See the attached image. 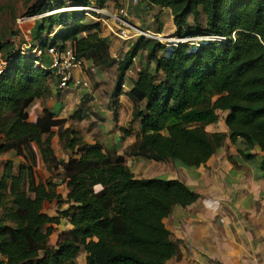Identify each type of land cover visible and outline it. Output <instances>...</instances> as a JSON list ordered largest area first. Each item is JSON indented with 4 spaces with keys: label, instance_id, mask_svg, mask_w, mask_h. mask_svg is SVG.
Instances as JSON below:
<instances>
[{
    "label": "trees",
    "instance_id": "trees-1",
    "mask_svg": "<svg viewBox=\"0 0 264 264\" xmlns=\"http://www.w3.org/2000/svg\"><path fill=\"white\" fill-rule=\"evenodd\" d=\"M143 1L170 9L177 37L226 39L192 44L139 36L119 60L100 21H88L83 10H64L105 8L108 0H28L30 15L58 10L34 24L35 43L45 49L70 42L78 58L100 69L117 64L111 107L125 94L133 109L130 126L119 127L122 138L133 134L136 122L139 131L124 154L100 140L87 141L79 122L91 117L90 97L68 117L44 107L30 120V106L51 94L56 78L36 65L34 54L15 52L7 42L0 154L13 151L22 160H0V264H79L83 250L86 264H170L177 247L164 219L176 206L194 203L199 193L178 178L137 177L127 156L197 168L229 137L246 159L261 147L264 176V0ZM163 30L160 22L155 31ZM140 55L147 64L125 91ZM218 110L228 112L226 131L209 130L220 119ZM54 135L66 158L57 156ZM41 159L50 173L45 179L38 172ZM62 184L66 194L59 191ZM53 205L56 215L45 211ZM63 219L67 226L59 230Z\"/></svg>",
    "mask_w": 264,
    "mask_h": 264
},
{
    "label": "crops",
    "instance_id": "crops-1",
    "mask_svg": "<svg viewBox=\"0 0 264 264\" xmlns=\"http://www.w3.org/2000/svg\"><path fill=\"white\" fill-rule=\"evenodd\" d=\"M118 1L121 4H128V0H108L106 7L117 4ZM161 9L164 10L162 13L170 11L168 8ZM140 16L141 14L137 18ZM167 25L164 23L163 33L166 32ZM168 29L171 37L175 35L176 26L171 11ZM104 31L108 33L105 37L110 42L111 52L118 59L117 52L111 44L113 40L109 38L111 34L102 25V32ZM138 57L146 58L145 55ZM142 67L138 69V72ZM111 68L105 70L109 71ZM99 70L97 66V72ZM75 73L82 79L88 78L86 72L77 70ZM136 77L137 75L132 76V74L128 76L124 86L125 91L131 87L130 78ZM103 87L107 89V86L102 83L91 98V117L79 122V125L87 133V141L100 140L108 148L116 149L119 154H124L126 148L135 141L139 123L134 124L132 135L122 138L119 127H129L132 102L125 94H122L119 104L111 107L112 93L106 95ZM80 89L81 87L76 88L73 84L61 89L67 93H74L72 100H69L68 95H55L52 92L45 98L36 99L35 106L32 111L30 110V120L36 119L44 107L56 112L60 118L68 117L82 103L85 92L81 94ZM115 110L118 113L117 119ZM218 113L220 119L208 126L210 131H216V127L226 131L224 116L228 112L218 110ZM52 143L57 156L66 158L60 149L58 135L53 136ZM12 154L18 158L16 162L22 160L13 151L4 153V155ZM255 154L253 158L246 159L235 149V146L230 149V152L222 147L206 163L197 168H189L175 161L164 162L136 156L126 157V164L137 177L178 178L199 193V198L194 203L186 207L176 206L164 219L177 247L176 254L168 261L170 264H264V176L260 168L262 151ZM0 156L2 157L3 154ZM38 172L43 179L50 176L42 159ZM59 191L66 194V185H60ZM51 243L55 245L57 240ZM81 255H83V262L78 261V263L86 264V252L83 250L79 257Z\"/></svg>",
    "mask_w": 264,
    "mask_h": 264
},
{
    "label": "built area",
    "instance_id": "built-area-1",
    "mask_svg": "<svg viewBox=\"0 0 264 264\" xmlns=\"http://www.w3.org/2000/svg\"><path fill=\"white\" fill-rule=\"evenodd\" d=\"M140 0H128V4L119 8L117 11L109 12L106 7L101 8L98 6H79L73 7L74 10H83L85 14H94L97 21H103V25L109 30L111 34H115L121 39L138 38L139 36H145L151 39H157L162 41V34L151 29H144L130 20V12L132 8H136L139 5ZM70 9V8H69ZM72 9V8H71ZM58 11V10H55ZM51 12L33 15H24L17 21V25L14 31L9 36V43L12 45V50L20 52L21 54H34L36 57V65L49 69L52 75L58 80L59 89L68 88L73 84L76 88L89 86L87 78H80L76 76V71L86 72V70L92 73L97 72V66L89 60L78 58L74 46L68 42L64 47L50 46L42 48L39 43H35L32 38V31L26 30L27 24L41 19L45 15ZM224 36L218 35H206L196 36L188 38H167L165 40L169 42H186L189 41L192 44H199L202 40H225ZM46 60V61H45ZM9 63L8 60L0 52V75L3 73L5 67Z\"/></svg>",
    "mask_w": 264,
    "mask_h": 264
},
{
    "label": "rangeland",
    "instance_id": "rangeland-1",
    "mask_svg": "<svg viewBox=\"0 0 264 264\" xmlns=\"http://www.w3.org/2000/svg\"><path fill=\"white\" fill-rule=\"evenodd\" d=\"M127 4H121L120 1H118L117 4H110V6H107L106 9L109 12L112 11H117L119 8L126 6ZM28 0H1L0 1V52L4 56V54L9 51V47L7 46V42H9V36L10 34L14 31L17 21L20 17L24 15H28ZM70 8V9H69ZM72 6H69L65 8L64 10H74L71 9ZM164 10H162L159 7H151L146 1L140 0L139 5L136 8L132 9V14L130 17V20L132 23L144 28L148 29L150 28L152 31L158 30V25L160 22L167 23V28L166 32L163 33L161 32L162 35H170V31L168 29V26L170 24V11L167 10V13H162ZM57 12V11H53ZM140 18H137L138 15H140ZM88 16V21L96 20L94 17V14H85ZM94 16V17H91ZM40 19H37L35 21H32L31 23L27 24L26 30L30 29L31 31L33 30V26L36 22H38ZM102 25L104 24L103 21H100ZM104 26V25H103ZM105 27V26H104ZM106 28V27H105ZM107 29V28H106ZM108 30V29H107ZM109 32V30H108ZM104 36H107L108 33L107 31L102 32ZM109 34H111L109 32ZM113 35V36H112ZM196 37V36H195ZM109 38H111L113 41L111 42L113 48L117 52V57L118 59H122L124 56L125 52L128 50L130 47L131 43L134 42L137 38H132L128 40H123L116 36L115 34L109 35ZM169 38H177L176 35H172V37ZM180 38V37H178ZM163 43H169V41L165 40V38L162 39ZM203 41V40H202ZM199 41V42H202ZM116 47V48H115ZM146 64L145 58L144 57H137L134 61V65L132 69L128 72V76L137 75L138 69L142 67L143 65ZM86 75H87V80L89 81V87H82L80 89V93L83 94V100L85 98H92L93 94L97 91V88L100 87V85L103 83L104 85L107 86V89L103 87V90L106 95L112 93L116 82H117V76H118V70H117V65L115 64L111 70L106 71L105 69H100L97 73H92L91 71L86 70ZM103 78V80H101ZM88 88V89H86ZM51 90L53 94H63L68 95L69 100H72L74 98V93H67L65 90H61L58 87V80L56 79L55 81L51 82ZM36 102V101H34ZM32 103V106L30 107V110L32 111L33 107L35 106V103ZM225 118V116H224ZM127 120V119H126ZM127 123V122H126ZM130 121H128V126H130ZM88 125V123L85 125V127ZM80 126V125H79ZM81 127V126H80ZM82 128V127H81ZM216 131H225L221 127H216ZM210 130V129H209ZM227 130V127H226ZM87 135V133H85ZM60 146V144H59ZM58 146V147H59ZM235 146V149L237 150L236 145H234L229 137L226 139L225 145L223 146L227 151L230 152V149ZM61 149V147H60ZM63 152V151H62ZM253 152H259L257 149H255ZM64 153V152H63ZM9 158H13L15 161H18V158H16L13 154L12 155H4L1 157L0 160H6ZM164 177V176H161ZM62 191V187L60 188ZM58 207L56 205H53L49 207L46 212L49 214H57L58 213ZM66 224L63 228L60 229H65ZM57 240V233H54L51 236V242H56ZM80 263L83 262V255L79 257L78 260Z\"/></svg>",
    "mask_w": 264,
    "mask_h": 264
},
{
    "label": "water",
    "instance_id": "water-1",
    "mask_svg": "<svg viewBox=\"0 0 264 264\" xmlns=\"http://www.w3.org/2000/svg\"><path fill=\"white\" fill-rule=\"evenodd\" d=\"M256 149L259 151V152H261L262 150H261V147L259 146V145H257L256 146ZM65 224H66V220H61V228H63L64 226H65Z\"/></svg>",
    "mask_w": 264,
    "mask_h": 264
},
{
    "label": "bare ground",
    "instance_id": "bare-ground-1",
    "mask_svg": "<svg viewBox=\"0 0 264 264\" xmlns=\"http://www.w3.org/2000/svg\"><path fill=\"white\" fill-rule=\"evenodd\" d=\"M72 9H73V7H72Z\"/></svg>",
    "mask_w": 264,
    "mask_h": 264
}]
</instances>
